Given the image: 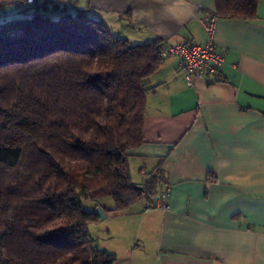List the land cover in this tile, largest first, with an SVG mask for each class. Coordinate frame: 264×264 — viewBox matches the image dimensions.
<instances>
[{"label": "trees", "instance_id": "16d2710c", "mask_svg": "<svg viewBox=\"0 0 264 264\" xmlns=\"http://www.w3.org/2000/svg\"><path fill=\"white\" fill-rule=\"evenodd\" d=\"M48 1L0 23V264H115L88 225L109 199L126 214L164 183L157 171L138 190L128 152L167 45L131 44L84 10L43 15ZM257 2L215 0L213 15L249 19Z\"/></svg>", "mask_w": 264, "mask_h": 264}, {"label": "crops", "instance_id": "0c3cea01", "mask_svg": "<svg viewBox=\"0 0 264 264\" xmlns=\"http://www.w3.org/2000/svg\"><path fill=\"white\" fill-rule=\"evenodd\" d=\"M55 5L54 17L84 10L135 44H204L199 19L216 12L215 0ZM12 6L0 2L7 19L16 16ZM215 43L224 64L213 76L195 78L193 86L175 57L164 59L155 77L162 84L147 96L143 144L128 152L134 184L160 171L158 192H170L168 211L144 214L141 204L118 216L133 233L132 254L154 246L149 264H264V0L252 18H217ZM111 209L108 202L106 219Z\"/></svg>", "mask_w": 264, "mask_h": 264}, {"label": "built area", "instance_id": "2783aa9c", "mask_svg": "<svg viewBox=\"0 0 264 264\" xmlns=\"http://www.w3.org/2000/svg\"><path fill=\"white\" fill-rule=\"evenodd\" d=\"M46 1L47 0H0L1 3L13 6L42 5ZM216 20L217 17L213 14L206 18L199 19L206 34V42L204 44L186 41L167 45L160 55L162 59L175 57L178 60V68L180 71L184 72L187 86H193L195 78L215 75L225 62L224 53L218 51L215 43ZM169 197V188L165 187L158 192L152 200H146L144 202L141 212L145 214L155 209L168 211L170 209Z\"/></svg>", "mask_w": 264, "mask_h": 264}, {"label": "rangeland", "instance_id": "374dc122", "mask_svg": "<svg viewBox=\"0 0 264 264\" xmlns=\"http://www.w3.org/2000/svg\"><path fill=\"white\" fill-rule=\"evenodd\" d=\"M57 1L58 0H49L47 4L39 10L41 14L54 17L56 15V11H59L55 5L57 4ZM2 10H0V23L9 20L12 17L9 16L8 19L4 17L6 12H8V8H5L3 11ZM10 10L16 12V16L14 15V17L18 18L26 15L30 16L35 11L33 9H28L25 5H18L15 7L12 6ZM22 127L31 134H36L40 130L39 126L34 124H26ZM110 201L111 200L109 199V202ZM140 205L141 203L138 204V206ZM83 206L86 210H91L92 202L89 200H84ZM119 215L115 213H109L108 219L104 221L100 220L98 223L95 222L88 225L89 232L94 241V247L97 249H110L111 252L116 255L115 264H130V262L134 263V259L136 264H149L148 261L152 260L154 257V246L149 244L146 247H140L137 252L132 254L134 251V249H132L133 233L130 229L126 228V219L119 218L122 217L121 215L123 214ZM127 249L131 250L126 252Z\"/></svg>", "mask_w": 264, "mask_h": 264}, {"label": "water", "instance_id": "95a60500", "mask_svg": "<svg viewBox=\"0 0 264 264\" xmlns=\"http://www.w3.org/2000/svg\"><path fill=\"white\" fill-rule=\"evenodd\" d=\"M136 188H137L138 190H142V189H143V187H142V186H139V185H137ZM95 215H96L97 217H99L100 220H105V219H106V214L104 213V211H103L101 208H97V209L95 210Z\"/></svg>", "mask_w": 264, "mask_h": 264}]
</instances>
